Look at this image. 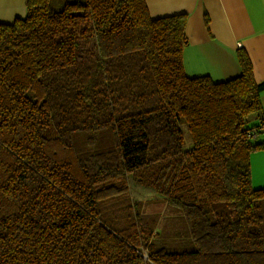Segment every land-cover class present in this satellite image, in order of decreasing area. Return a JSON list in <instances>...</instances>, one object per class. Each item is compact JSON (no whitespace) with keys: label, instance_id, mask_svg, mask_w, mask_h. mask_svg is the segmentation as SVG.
Masks as SVG:
<instances>
[{"label":"trees","instance_id":"1","mask_svg":"<svg viewBox=\"0 0 264 264\" xmlns=\"http://www.w3.org/2000/svg\"><path fill=\"white\" fill-rule=\"evenodd\" d=\"M185 25L145 0H25L0 22V264H264V81L242 47L236 76L187 75Z\"/></svg>","mask_w":264,"mask_h":264},{"label":"crops","instance_id":"2","mask_svg":"<svg viewBox=\"0 0 264 264\" xmlns=\"http://www.w3.org/2000/svg\"><path fill=\"white\" fill-rule=\"evenodd\" d=\"M149 14L185 13L187 44L183 70L189 76L208 75L214 81L240 73L236 56L246 51L256 82L264 81V0H145ZM25 14V0H0V22ZM264 110V91L261 93ZM264 139V125L261 135ZM259 163H253V158ZM251 184L264 187V148L250 155Z\"/></svg>","mask_w":264,"mask_h":264},{"label":"rangeland","instance_id":"3","mask_svg":"<svg viewBox=\"0 0 264 264\" xmlns=\"http://www.w3.org/2000/svg\"><path fill=\"white\" fill-rule=\"evenodd\" d=\"M254 116L255 114L248 116L249 120L246 124L248 127L254 125V122H255L253 120ZM181 130L183 132V137H184V147L189 148L191 145V141H190V135L186 129V125H181ZM253 139L254 141H260L263 139V137L259 135L257 138H253ZM255 156L256 157L253 158L252 162L259 163V158L257 157V155ZM129 188H130L129 193L132 199L141 202V205L143 206L145 213L160 214V215L162 214L163 212L162 206L158 203H155L154 200L152 202L150 201L151 199H158V196H156L154 192L152 193L151 189H148L147 187L142 186L135 180H129ZM120 203L121 201L119 200L109 202L107 204L108 210L110 206L118 207Z\"/></svg>","mask_w":264,"mask_h":264}]
</instances>
